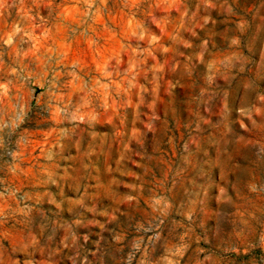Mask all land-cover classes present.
I'll return each instance as SVG.
<instances>
[{
  "label": "rangeland",
  "instance_id": "rangeland-1",
  "mask_svg": "<svg viewBox=\"0 0 264 264\" xmlns=\"http://www.w3.org/2000/svg\"><path fill=\"white\" fill-rule=\"evenodd\" d=\"M0 264H264V0H0Z\"/></svg>",
  "mask_w": 264,
  "mask_h": 264
}]
</instances>
